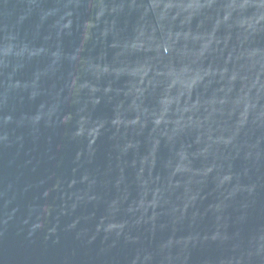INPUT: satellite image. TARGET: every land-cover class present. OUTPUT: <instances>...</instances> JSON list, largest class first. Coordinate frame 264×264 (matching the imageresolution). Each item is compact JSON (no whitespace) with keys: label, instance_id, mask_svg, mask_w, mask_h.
<instances>
[{"label":"water","instance_id":"1","mask_svg":"<svg viewBox=\"0 0 264 264\" xmlns=\"http://www.w3.org/2000/svg\"><path fill=\"white\" fill-rule=\"evenodd\" d=\"M0 264H264V0H0Z\"/></svg>","mask_w":264,"mask_h":264}]
</instances>
